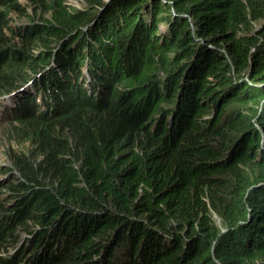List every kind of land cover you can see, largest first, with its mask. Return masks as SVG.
Segmentation results:
<instances>
[{
    "label": "trees",
    "instance_id": "16d2710c",
    "mask_svg": "<svg viewBox=\"0 0 264 264\" xmlns=\"http://www.w3.org/2000/svg\"><path fill=\"white\" fill-rule=\"evenodd\" d=\"M25 1L41 16L11 46L7 19L20 10V2L0 0V93L25 84L34 74L36 92L60 94L62 99L55 106L52 101L33 103V113L16 109L9 121L13 129H20L28 147L9 157L24 181L16 177L15 184L11 176L7 190L29 186L36 190L30 203L20 200L13 205L22 215L7 217L10 224L14 222L10 230L5 228L7 221L0 223V253L13 244L18 225L29 220L40 226L47 223L44 205L53 196L43 185L50 181L59 185L61 196L73 197L79 206L97 214L87 215L88 228H96L86 244L104 228L119 227L116 240L125 239V230L137 224L136 215H146L162 226L167 217L183 218L190 228L188 241L175 240L163 254L150 249L147 264H216L210 256L212 245L219 264H264L260 213L264 210V108L253 121L264 98V40L260 41L264 25L251 33L254 22L264 19V0H84L82 9L66 0ZM115 12L124 20L114 17L113 27H108ZM161 21H166L164 32L159 31ZM88 36L106 53L92 57V66L111 65L108 96L100 103L83 86L72 90L68 76L72 73L64 64L57 66L58 74H65L63 79L54 77L51 69L42 73L49 56L42 49L39 56L31 52L63 42L56 55L65 53L69 63H80L85 59L80 44ZM121 55L125 58L119 61ZM194 56L200 57L201 69L188 68ZM159 72L165 73L161 80L167 86L166 103L175 104L176 96L178 107L187 105L185 123L165 134L160 128L151 129L154 120L143 117L158 112L163 99ZM148 93L147 103L136 109L138 115L132 114L134 102L141 105ZM210 106L216 114L206 126V120L197 118ZM111 155L128 161L120 179L110 178L101 168ZM78 159L87 173L83 191L73 185ZM145 172L152 175L145 178ZM248 190L249 195L243 196ZM55 204L60 212L69 208L60 199ZM213 212L227 228L224 233L219 234ZM248 214L253 219L242 224ZM73 224L66 219L58 228L68 233ZM136 228L147 231L145 224ZM244 232H249L245 239ZM139 235L132 241H138ZM81 250L70 248V258ZM20 261L12 263L0 256V264Z\"/></svg>",
    "mask_w": 264,
    "mask_h": 264
},
{
    "label": "clouds",
    "instance_id": "9594fccd",
    "mask_svg": "<svg viewBox=\"0 0 264 264\" xmlns=\"http://www.w3.org/2000/svg\"><path fill=\"white\" fill-rule=\"evenodd\" d=\"M82 8L83 7L78 9ZM114 17H116L120 22H123L124 20L122 14L115 12L113 15H110L112 22L107 23L108 27H113V24L115 22ZM150 19L151 18L149 16L148 23L150 22ZM161 22L163 23L164 21ZM161 22H159V25ZM85 28L86 27H84L82 30L86 31ZM164 30L165 29H162V32H164ZM159 31H161L160 26ZM100 37L102 38V36ZM197 40H199L200 43L204 44V41H202L201 39L197 38ZM93 42L94 39L91 36H88L85 40V43L80 44L82 51L85 52V59L82 62L69 63L68 55H66L65 53H59L56 56L54 63H62L71 71L72 74L68 76H70L71 78V87L73 91L76 92L80 88V86H83V89L87 91V95L93 98L96 102L100 103V101L104 100L108 96L109 90L106 89V84L111 65L107 62L105 68H103V66L101 65H97V68L92 66L97 70L94 75H92V77L91 69L88 68L87 71L83 69V66L87 65L88 63L92 65V57H94L97 53L104 52L102 46H99ZM199 60H201L200 57L194 56L191 59V63L189 64L188 68L201 69L203 65L200 63ZM57 66H46L44 69V73L51 69L52 75L54 77L58 79H63L65 74L59 75L57 72ZM100 69L103 70L99 71ZM101 75L103 76L100 77ZM164 76V72H159L157 76L159 88L161 90L159 97H163V99L159 103L160 107L157 108L158 112H156L155 114H153V112L152 114H144L143 117L149 121H151V119L154 120L151 129L156 130L157 128H160V131L165 134L177 130L179 126L185 123V120L182 118V116L184 114V109L187 105L184 104L178 107L177 104L179 103V101L176 96H174L176 102L175 104L166 103L167 86H165L163 84V80H161V78L163 79ZM244 79H247V77H244ZM28 80H31V82L27 83ZM28 80L23 85H29L30 90H32V92L35 93V96L37 97V93L39 92H36L34 90L32 82L33 79L29 78ZM23 85L15 84L13 85V87L20 93H23L21 91V88L19 89V86ZM184 89L185 87L182 88L180 92L184 91ZM40 94L41 95H39L38 97L39 101H33L31 103V107L33 103L45 105L49 101H52L53 106H55L57 104V99H62V96L60 94H58L59 97L54 98V95L45 93L47 96H51V98L45 99H42L44 93ZM146 96L147 97L145 98V100L142 99L141 105L139 104L140 102H134L135 105H133V109L131 110L132 114L138 115L136 109L143 107L144 104L147 103L149 93L148 95L146 94ZM156 97V94H154L152 97L154 105L156 102ZM118 100L120 101V99ZM204 112L205 115L197 119L198 121L206 120L205 125L207 126L211 119L215 117L216 111L213 106H210L205 109ZM200 131L201 130L198 129V132L196 134H198ZM259 132H262L261 128L259 129ZM262 140L261 143H263ZM74 167L76 168V181L73 185L78 187V189L82 190L83 182L88 183V181L86 179L87 173H83L82 170L81 159L77 160V163L74 165ZM127 167L128 161L125 159H121L116 155L106 157L101 162L102 170L110 178H122V176L127 171ZM9 169L10 171H8V174L6 175L9 178H7L4 183H7V180L10 179L11 176L15 178V180H12V182L15 181V184L16 177L19 180L24 181L19 171L13 168L12 165ZM151 175V173H144L145 178ZM141 184L142 181H139L138 185L136 186V189L140 190ZM58 186L59 185L57 183L44 181V191H48L53 196V200L48 201L44 205V208L46 210L45 218L47 219V223L43 226H40L39 224H32V222L29 220L30 230H27L28 228L16 229L15 227L14 237L15 239L17 238V240L15 242V245L13 246L10 256L8 258L5 257L7 261L14 263L15 260L18 261V259H21V261L19 262L20 264H51L52 262H55L56 264H147L150 259V249L155 248L154 251H156L157 254H163L165 252H168L172 248L170 246L174 244L175 240H178L183 244L188 241L187 236L189 235L190 228L185 219L167 217L165 225L162 226L156 223L154 219L148 218L146 215H136L134 219L136 220L137 224H132L130 229L125 230V239L121 241L116 240L117 230L119 227H115L112 230L104 228L102 229L99 237H94L91 243L86 244L90 238L92 230L96 228V225L91 228H88V225L90 224L87 221V215L97 216V214L93 211H87L85 208L79 206L73 197L66 199L65 197L61 196L58 190ZM35 188H38L37 185L34 186V189ZM35 190L31 191L30 186L27 187V189H19L18 191L14 192L8 190V196L5 198V200L0 201V207H2L3 209L2 210L0 208V223H4L5 221H7V217H11L14 214H17V216H21L22 214L18 212L15 208H13V205L18 203L20 200H23L24 204L30 203ZM58 199L68 204L69 208L67 211H59L58 206L55 204V201ZM260 213L264 215V211ZM213 214L216 213L213 212L212 215ZM251 216L252 215L248 214L246 219L241 221V223L247 224L251 222V220L253 219V217ZM218 218L220 219L219 216ZM66 219H69L72 224L73 222H75V219H77V221L75 224H73V226L69 228L68 233H61L58 227ZM139 224L146 225L147 231L145 234L142 233L140 229L136 228V226ZM13 226L14 222L10 224V222L7 221L5 228L9 227L10 230ZM222 228L224 230H221V228H219V234L224 233L227 230V228L223 224ZM133 230H137V232H133ZM40 231L41 233L39 238L37 237V233ZM17 232H19L22 236H18ZM138 234H140L139 236H141L140 239L138 241H132V237ZM248 235L249 232H244L242 234L243 239L248 237ZM22 244H24L23 247ZM9 247L7 249H9ZM70 248H77L79 250L82 248V250L80 253H75L74 258H70ZM214 248L215 246L212 245L211 253H213ZM211 257L214 259L216 264H219V262L214 258V255Z\"/></svg>",
    "mask_w": 264,
    "mask_h": 264
},
{
    "label": "rangeland",
    "instance_id": "374dc122",
    "mask_svg": "<svg viewBox=\"0 0 264 264\" xmlns=\"http://www.w3.org/2000/svg\"><path fill=\"white\" fill-rule=\"evenodd\" d=\"M20 2V10L18 12H12L9 14V18L7 19V25L9 27H11V30H7L6 32L8 33V36L11 38V42L10 45L11 46H16L18 44V39L21 36L22 31H25V29H27V25L32 24V22L34 20L37 19V17L41 16L35 9L32 8V6L29 7L28 3L25 0H19ZM67 4L69 6H73L76 8H81L85 6L84 0H66ZM9 21V22H8ZM166 22V21H164ZM162 23V22H161ZM160 23V29L162 32V29H164V26L161 25ZM264 24V19L263 21H259V22H254L253 24V29L251 31V33H254L258 30L261 29V26ZM159 34V32H157ZM264 38H260V41H263ZM63 43V42H57V44L53 43L51 45H47L39 48H35L32 49V53L35 55V53L38 55H40V52L42 50H45V54L46 57L49 56V59L47 61H45V63L43 64V69H41L42 73H44V69L46 66L50 67V65H54L57 66V63H54L55 59H56V52L57 49L59 48V45ZM42 49V50H41ZM221 49L224 51V48L221 47ZM252 50H254V48H252ZM49 51H51V53H49ZM38 55V56H39ZM123 55H121L119 58V61H122L125 57H122ZM45 57V58H46ZM45 58L43 59V61L45 60ZM88 68L91 69L92 73H91V77L92 75H94V73L97 71L95 68L92 67V65H90L89 63L87 64ZM38 67H36L37 70ZM32 78L35 79L36 76L33 74ZM31 80H28L27 83H30ZM260 84V83H259ZM21 88V91L23 93H20L19 91H17V94H13L16 97H13V101L15 102L16 107L21 108L23 110H25L27 113H33V110H31V103L33 101H37L39 95H41L40 93H37V97L35 96V93L32 92V90H30L29 85H23V86H19V89ZM1 94H7V92L4 93H0ZM54 98L59 97V95H54ZM45 98H51V96H47L44 93V96H42V99ZM39 101V100H38ZM11 103V102H10ZM0 106L3 107L4 105L1 104V100H0ZM264 108V98L260 101V103L258 104V108H257V115L256 117L253 119V121H255V119L258 118L259 114L262 112ZM15 110L9 111V112H0V201L1 200H5V198L8 196V190L6 185L8 183H4V181L9 178L6 175L8 174V170L7 168H10L11 161L9 160V157L13 158L15 155L18 154L17 150H23L25 151L26 148L28 147V143L27 142H23L21 140V134L22 132L20 131V129H13V127L9 124V121L12 118H15ZM35 111H39V110H35ZM255 125L257 126L258 129H260V126L255 122ZM12 148V150H11ZM12 180H15V178H13ZM249 195V190L246 191L243 196L247 197ZM264 211V210H262ZM261 211V212H262ZM1 215V212H0ZM253 217V216H251ZM212 220L213 222L219 227L221 228V230H224L222 228V224H221V220L218 218V216L216 214L212 215ZM28 224H22L18 226L19 228H23V227H27V230H30V221H27ZM3 226V223H2ZM7 229H9V227H7ZM17 229V228H16ZM133 232H137V230H133ZM18 236H22L19 232ZM17 238L14 240L13 244L9 247V249L3 251L0 253L1 257H9L10 253L12 252L13 246L15 245ZM24 246V244H22V247ZM210 256H213V253H210Z\"/></svg>",
    "mask_w": 264,
    "mask_h": 264
},
{
    "label": "bare ground",
    "instance_id": "6f19581e",
    "mask_svg": "<svg viewBox=\"0 0 264 264\" xmlns=\"http://www.w3.org/2000/svg\"><path fill=\"white\" fill-rule=\"evenodd\" d=\"M12 97H14V96H12ZM0 98L5 103H10L11 102V96L9 94H3V95H1Z\"/></svg>",
    "mask_w": 264,
    "mask_h": 264
}]
</instances>
